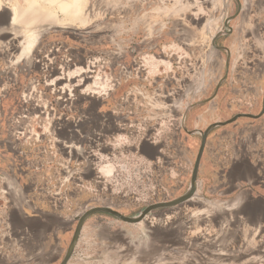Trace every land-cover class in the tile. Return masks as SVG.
Here are the masks:
<instances>
[{"label": "rangeland", "instance_id": "1", "mask_svg": "<svg viewBox=\"0 0 264 264\" xmlns=\"http://www.w3.org/2000/svg\"><path fill=\"white\" fill-rule=\"evenodd\" d=\"M235 7L233 0H0V24L14 11L21 25L40 26L30 33L32 26H27L17 36L12 26L14 34L0 25V47L9 51L18 49L19 41L36 38L26 59L15 60L17 74H8L13 85L0 86V97L8 88L16 93L0 99V173H12L13 117L29 113L38 114L32 120L38 133L31 137L52 143L56 156H69L72 163L105 160L102 149L112 142L130 148L120 150L115 160L125 164L117 169L124 174L119 187L126 188L114 190L124 214L136 215L149 204L185 193L201 144L199 132L186 130H205L240 112L257 114L262 107L264 55H253L259 48L239 32L237 19L229 23L232 31L216 41L231 55L227 79L215 93L226 73L227 51L214 47L212 39L227 29L225 20ZM12 57L18 58L14 50ZM255 59L259 65L252 69ZM5 64L1 59L0 67ZM51 78L60 84L70 79L65 92L51 95L50 87L59 88L49 85ZM68 92L63 107L66 101L57 96ZM202 100L182 122L188 105ZM51 105L52 115L41 111ZM238 121L242 126L240 117L227 124L228 137L221 136V127L210 131L192 199L152 209L128 233L118 228L110 235L116 243L110 250L105 235L95 231L91 249L76 252L78 264L92 259L106 264H264V157L262 165L251 167L256 180H230L237 145L243 142ZM257 126L264 127V117ZM110 132H117V139L108 137ZM101 137L108 144L94 148ZM241 193L259 209L229 207ZM7 196L0 195V209H8ZM212 204L211 212L206 208ZM114 221L116 227H132L117 217Z\"/></svg>", "mask_w": 264, "mask_h": 264}, {"label": "crops", "instance_id": "2", "mask_svg": "<svg viewBox=\"0 0 264 264\" xmlns=\"http://www.w3.org/2000/svg\"><path fill=\"white\" fill-rule=\"evenodd\" d=\"M247 2L252 10L246 16L244 30H251L256 35L254 44L259 50L255 49L253 55L263 56L264 0H247ZM250 35L251 32L247 36ZM12 53L13 50L9 51L7 47H0V60L6 62L5 66L0 67V78H3L0 81L2 88L13 85V82L8 80V74L12 72L13 75L17 74L19 68L17 66L12 67L15 64ZM255 60L250 66L252 69L259 65L258 59ZM259 68L264 69V65L259 66ZM227 76L224 79L223 76L221 78L223 81L219 84L220 79L217 87L222 85ZM217 87L215 93L219 89ZM15 94L10 92V88H8L1 94L0 99L12 98ZM255 96V94L252 95V97ZM204 101L206 100H202V102ZM245 112L254 113L251 110ZM240 118L243 125L238 126V121L236 127L240 129L239 134L243 136V142H239L237 145L238 157L236 164H234L235 169L230 172V180H256L257 171L256 169L252 170L251 167H258L263 164L264 127L257 126L259 119L250 116ZM227 126V124L216 126L223 128L221 136L226 133L228 137L229 129ZM186 131L190 134L198 132ZM116 133L110 132L108 137L117 139ZM248 136H250L249 140ZM100 139L94 148L101 149V146L108 144L107 138L101 137ZM109 144L111 145L108 148L102 149L106 159L99 157V160H93L92 163H80L79 160L72 163L69 156L57 157L52 143H44V145L30 149L29 157H22L21 155L12 157L9 162L12 167L11 175L9 176L2 171V174L8 177V184L3 181V187H8L6 198L8 209L6 207L0 209V264H59L63 249H67L71 241L73 229L77 223L75 217L82 213L83 209L97 205H108L120 211L124 209V205L119 204V197L114 195V190H116L115 188L117 190H125L126 188L123 184H121L123 185L121 188L119 187V184L124 182V174H118L117 169L125 164L124 161L116 162L115 160L116 158L120 159V150L128 152L130 148L120 147L116 142ZM149 144L155 148L152 141ZM59 148L66 150L64 145H60ZM132 149L131 151L136 150V148ZM219 150L222 151V149ZM72 167L74 168L72 169ZM241 195L246 197L244 193H241L238 198ZM115 218V216L104 212L91 215L83 225L74 253L67 264H78V259L75 257L76 252L91 249L95 243L94 236L97 235V231L99 235H105L103 242H105L106 250H110L116 247V243L110 238L111 233L116 234L118 228L128 233L133 227L140 224L130 223L132 227L123 229L124 227L120 225L119 227L115 226ZM85 264L106 263L103 260L92 259L90 263Z\"/></svg>", "mask_w": 264, "mask_h": 264}, {"label": "water", "instance_id": "3", "mask_svg": "<svg viewBox=\"0 0 264 264\" xmlns=\"http://www.w3.org/2000/svg\"><path fill=\"white\" fill-rule=\"evenodd\" d=\"M239 2V0H238ZM231 19V17H227L226 21H225V26L229 28V30H231V26L228 24L229 20ZM1 20V18H0ZM12 20V14L10 13L9 16H7V19L6 21L3 23V24H0V25H3V26H9L10 22ZM0 23H2V20L0 21ZM58 28V27H61V26H49L48 29H51V28ZM45 31H43L42 33H44ZM224 32H227L225 29L219 31L212 39V45L214 47H216L217 49H220L222 48L223 46H219L217 43H216V40L217 38L219 37V35H221L222 33ZM41 35V32L40 34H38V38L39 36ZM227 50V60H226V73L223 77L226 78L227 74H228V70H229V63H230V50L228 47H223ZM223 79H221V81L219 82V84L223 81ZM219 87V86H218ZM217 87V88H218ZM202 102V101H200ZM200 102H197V103H200ZM196 103H192L190 105H188L185 113H184V117H183V121L184 122V118L187 114V111L193 106L195 105ZM264 112V98H263V109L261 111L260 114H262ZM260 114H252V113H238L236 115H234L233 117H231L230 119H227L225 121H217V122H214L212 124H210L205 130H194V131H198L201 133L202 135V140H201V144H200V148H199V151H198V154H197V157H196V161H195V164H194V168H193V172H192V177H191V181H190V185H189V188L187 189V191L185 193H183L182 195L174 198V199H171V200H168V201H159V202H155V203H152V204H149L147 205L146 207H144L143 209L140 210V212L136 215H126L124 214L123 212H121L120 210L116 209V208H113L111 206H108V205H97V206H93L85 211H83L82 213H80L79 215H77L75 218L77 220V223H76V226H75V229H74V232H73V235H72V238H71V241L65 251V254L62 258V260L60 261L59 264H67L68 261L70 260V258L72 257L73 253H74V250H75V247L78 243V240H79V237H80V233L82 231V228H83V225L85 223V221L93 214L95 213H99V212H104V213H108V214H111L125 222H128V223H139L141 222L142 220H144V218L146 217V215L152 210V209H156V208H162V207H169V206H176V205H179L185 201H188L190 199H192L197 191H198V186H199V181H198V174H199V168H200V163H201V159H202V156H203V153H204V150H205V146H206V142H207V137H208V134L209 132L211 131L212 128L216 127V126H219V125H225V124H228L232 121H235L236 119H238L240 116L242 115H246V116H250V117H258L260 116ZM184 124V123H183ZM185 127V126H184ZM186 129V127H185ZM193 131V132H194ZM192 132V131H191ZM243 195H241V197L237 198V200H234V201H239L240 203L238 204V206H241L242 202H243ZM248 209H259V206L257 204H250L249 205V208ZM239 211H234V214H237Z\"/></svg>", "mask_w": 264, "mask_h": 264}, {"label": "flooded vegetation", "instance_id": "4", "mask_svg": "<svg viewBox=\"0 0 264 264\" xmlns=\"http://www.w3.org/2000/svg\"><path fill=\"white\" fill-rule=\"evenodd\" d=\"M234 2H235V13L234 14H232V15H230L229 17H231V19L229 20V22H228V24L232 21V20H234V19H237V21H238V24H239V27H238V30H239V32L240 33H243V35H246V37L249 39H252V42L254 43V39H255V33H253V31H251V30H244V23H245V19H246V16L249 14V12L252 10V7L248 4V2H247V0H239V2H238V0H233ZM227 19V18H226ZM5 21H6V19H5ZM226 21V20H225ZM9 25H11V23L9 24ZM224 26H225V24H224ZM226 27V26H225ZM227 29H225L227 32H224V33H222L221 35H219V37L217 38V40L222 36V35H227V34H229L231 31H232V29L231 30H229V28L228 27H226ZM232 28V27H231ZM251 32V35L250 36H247L249 33ZM216 40V41H217ZM253 45H255V44H253ZM219 46H223V45H219ZM222 49V48H221ZM14 51H16V52H18V49H16V48H14L13 49ZM52 79H54V78H51L50 79V82H49V85L50 86H53V85H55V86H59V88L56 90V87H50L49 88V91H50V93H51V95L52 94H54V93H56V91H60V89H62L63 88V86L64 85H66L67 83H68V81L70 80V79H67L68 81H63V82H61V84L60 83H57V81H54L53 82V80ZM61 79L62 80H64V78H62L61 77ZM77 82V80H75L74 82H72V83H74V84H77L76 83ZM62 92H65L64 91V89H62ZM68 95L69 96H63V95H60V94H58V96L57 97H59V98H61L62 100H64V101H66V100H68V98H70L71 96H70V93L68 92ZM263 98H264V95H263ZM263 98H262V107H261V110L257 113V114H260L261 113V111H262V109H263ZM50 103L51 104H53L51 101H50ZM63 105V107H66L67 105H68V103H67V101L65 102V103H63L62 104ZM52 110H54V107L51 105L50 106V109L48 110L46 107H45V109L44 110H41L43 113H46L47 115H52ZM242 113H250V112H242ZM252 114H255V113H252ZM256 114V115H257ZM243 117L245 116V117H248V116H246V115H242ZM242 116H240V117H242ZM264 117V112L262 113V114H260V116H258V117H253V118H255V119H262ZM163 147H161V149H162ZM146 152V154H148V155H151V154H153L151 151H145ZM163 157V159H165L164 158V156H162ZM243 175V174H242ZM241 175V176H242ZM227 187H228V185H227ZM163 188H164V186H163ZM237 200V199H236ZM251 200L246 196L245 198H244V200H243V202H242V204H241V206H238V204L240 203L239 201L237 202V201H232L228 206L229 207H231V208H233V209H238V207L240 208V209H248L249 208V205L251 204ZM169 207H173V206H169ZM202 207V206H201ZM164 208H166V207H162V209H164Z\"/></svg>", "mask_w": 264, "mask_h": 264}, {"label": "built area", "instance_id": "5", "mask_svg": "<svg viewBox=\"0 0 264 264\" xmlns=\"http://www.w3.org/2000/svg\"><path fill=\"white\" fill-rule=\"evenodd\" d=\"M35 115L38 114H29V113H17L13 118L17 123V127H15L12 131L13 139L11 140V147L13 149V153L16 156H28L31 153L30 149L36 148V146L44 145V143H40L35 137L32 138L31 134H37L38 132L35 129L34 123L32 120ZM49 144V143H45ZM51 144V143H50ZM50 148V145H49ZM13 155V156H14ZM66 180V179H65ZM8 182V177L4 176L0 173V195L3 197L8 193V187H3L4 182ZM8 184V183H7Z\"/></svg>", "mask_w": 264, "mask_h": 264}, {"label": "bare ground", "instance_id": "6", "mask_svg": "<svg viewBox=\"0 0 264 264\" xmlns=\"http://www.w3.org/2000/svg\"><path fill=\"white\" fill-rule=\"evenodd\" d=\"M68 1V0H67ZM12 14V20H11V25H9V26H7L6 27V29L8 30V32H11L12 34H14V32H12V30H14V29H16L17 30V36H19L20 34L22 35V34H24V29H25V32H26V30H29L30 28H28L27 26H32L31 27V29H30V31H29V33L31 32V30L32 29H34V30H37V29H39L40 28V26H38V27H35V28H33L34 26H36L35 24L34 25H26V27L25 26H23V24L21 25L20 23H19V21H18V18L19 17H17V19L15 18L16 17V14L14 13V11H13V13H11ZM21 19V18H20ZM23 20V19H22ZM24 22V21H23ZM12 26V30H10V28L9 27H11ZM62 26V25H61ZM62 27H69V26H62ZM5 28V27H4ZM9 28V29H8ZM26 28H28V29H26ZM45 28V27H44ZM44 28L43 29H41V30H44ZM10 30V31H9ZM38 31V30H37ZM5 32H7V31H5ZM4 32V33H5ZM39 32V31H38ZM35 35V34H34ZM24 36V35H23ZM29 36V35H28ZM26 37H27V34H26ZM30 38V37H29ZM31 38H33V36L31 37ZM36 39V38H35ZM34 38H33V40H30V41H26L25 42V40L23 41V43L21 44L20 43V41H19V50H18V52H17V54H18V58L17 59H15L16 61L17 60H25L26 59V57L30 54V52H31V49H32V47H33V45H34V40H35ZM27 40H29V39H27ZM9 43V42H8ZM8 43H6V44H8ZM9 46H10V44H9ZM190 87V86H189ZM17 186V185H16ZM21 197V196H20ZM19 202V201H18ZM213 203V202H212ZM20 204H21V202H20ZM213 205V204H212ZM212 207H214V205L213 206H211V205H209V206H207V208L206 209H208V211H211L212 209ZM222 207V206H221ZM216 208V207H215ZM200 210V209H199ZM205 210V209H204ZM205 212V211H204ZM212 212V211H211ZM206 213V212H205ZM239 222V221H238ZM239 225V224H238Z\"/></svg>", "mask_w": 264, "mask_h": 264}]
</instances>
